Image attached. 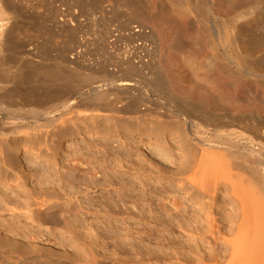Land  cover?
<instances>
[{"label": "bare ground", "instance_id": "bare-ground-1", "mask_svg": "<svg viewBox=\"0 0 264 264\" xmlns=\"http://www.w3.org/2000/svg\"><path fill=\"white\" fill-rule=\"evenodd\" d=\"M185 1L188 2V5L190 1H192L190 4L193 3L194 5H198L195 0ZM235 1L237 2V0H233L231 3L233 4ZM11 3L9 0H0V46H3L4 51H7L5 54L4 51L0 50V181H2V183L9 184L13 181H17L19 183L21 180L29 181L31 179L35 190L33 188H27V191L23 190V192L29 191V196L32 192H35L38 196L35 198L36 200L34 203L36 206L34 208H30L29 206H19L16 204H7L8 200H6V198L8 197H6V189H3L4 186H0V264H81L80 261L83 260L85 262L86 259L88 260L87 264L88 262L89 264H108L105 261V258L107 257L104 255L106 254L96 253L93 251L94 248H92L93 250L89 249L88 254L85 253L79 257L76 255L78 258L75 257L76 259H71L65 257V254L63 255L61 252L55 253L54 251L44 247V245L51 243L62 244L61 241H63L64 238L66 240L68 239V237H66L67 234H62L65 235L64 237H61L60 234V236L57 235V232L63 231V229L60 227H51L61 223L60 218L58 217L59 209H54L50 205V198H46V195L49 193L51 195L52 193H55V197L56 194H60L56 187H54L56 190L54 191L53 186L62 180L60 178L63 177L64 179L65 173L62 177L60 175L56 176V174L60 173L55 172L56 174H54V172H52L53 167H50L47 163V165H39L38 162L40 163V161L38 160H40V158H38V156H43L42 154H45L42 150H40V153L37 156H34V154L33 158L31 157L32 159H28L27 156L32 154L30 146H38V148H40L39 146L42 144L43 146L41 147L46 149L47 153L45 155L47 156L48 151L51 152V150L54 149L53 142L54 140L56 142V138L54 137H57L62 132L69 131L70 127H73L72 123L75 124L76 122L74 119H81V121H85L87 120V117H92L95 121L108 120L107 122H100L101 125L97 124L99 122L96 123L94 121V130L92 129L93 133L99 134V132L104 129L107 133L112 131L115 127L117 128V124L115 125L114 119H120V113H131V115L135 114L132 116L130 115L131 118H137L139 119V122L137 123L143 124L146 120H154V122H156L155 120H157L158 116H156V119H150V116L154 114H152V112H157L160 116L166 113L162 112V110H156L158 108H162L164 111H166L165 109L167 108L168 111L173 112V114L175 113L176 115L174 116H176L177 119L179 118L178 121L181 120L178 128L182 131L186 130L185 132H187L190 136L189 138L185 136L188 138V140L185 141V150L183 151V156L185 155V157L182 159V162L180 160L181 165L178 167L179 169L177 172L180 171L182 174H186V177H183L184 185L187 184V186L191 188L190 190H193V196H195L194 200L196 198L195 202L199 204V207L196 208L199 209H196L197 211L194 213L186 214L187 212L185 213V210L180 213L181 209L178 205L174 204L176 206L174 207L177 209V214L175 215L177 220L174 224H171V228L172 230H176L178 235H176V237H173L174 235H172V237H167L165 235V231H167V229L162 228L164 233L163 230H160L162 235H160V233V237L158 236L159 238L156 239L154 249L149 248V250H151H147L146 252L152 255L155 254L158 257L157 260L160 261L161 264H264V112L263 114L260 113L264 110V91H262L261 88L263 87L262 83H260L257 79L255 81L256 85L258 87L260 86L261 89H257L252 103H249L248 98L246 97V87L248 83L246 82V77L248 76L244 75V65H246L245 63H249L248 61L246 62V57L245 60H243V57L240 58H243L242 60H236L237 58L239 59V56H236L233 64L230 59L216 57L217 60H215L216 58L214 59L216 61H214L215 65H212L211 63L206 65L205 68H207V70L211 71L213 69L222 74L225 79L223 82L226 81L227 83H225L228 84L227 88L225 83L223 84L222 81H216L218 84L222 82L221 84L225 86V88L223 85H221L222 87L217 88L220 85L216 87V84H212L211 81L214 79H212V77L211 80L209 79V71L206 72V74H202L203 76L199 75L201 77H197L198 75H194L195 77H192L190 75L191 73L197 74L193 70H196L198 65L196 66L194 65L195 63L188 61L186 59L188 57L186 56V58H184V55L181 56V53L183 52L184 54L185 52L187 55L189 54L188 51L191 53L195 50L196 46L193 47L186 44L171 46L170 49L178 51L179 56L177 60H171V72L174 73L180 81H182L183 89H201L205 94L204 95L202 91L200 92L204 95V99L201 100L192 99L186 95H175L170 90L169 83L161 68L156 65V52L160 49V47H157L156 45L134 46V52L143 53V55L141 54L136 57L130 56L129 53L131 48L119 50L121 52V57H117L116 55H112L107 52L106 55L109 59H117V69L115 70L114 68L113 71H110L105 64L99 75L94 73L85 74L84 72L73 73L71 71L64 70L65 67H63V65H61L63 70H56L52 67H48L46 64V67L39 66L41 64H37L38 67L36 66L34 69L41 73L34 74L36 70H34L31 65L29 67L30 62L27 61L28 64H26L27 62L24 63L21 60L19 63H16L13 59H11L14 48L17 51L15 45H13L14 34L19 32L20 27L17 26L15 21H11V19L14 18V15L9 11L11 9L13 10V3ZM262 8H264L263 4H259V2L254 1L250 2L247 6L240 9L238 13L234 15V18L238 19L246 17L254 12L255 9ZM232 23L230 33L222 35L221 32L216 30V42L233 43L234 41L237 48L244 52V45H242L240 38L242 35L240 30L241 27ZM222 26L224 25L222 24L221 27ZM223 28V33H225L226 31H224ZM214 41L215 40L211 37L208 39V43L210 44L209 48H211V50H215V47L212 46L216 43ZM253 41L256 40H252V42ZM235 47L236 46H234V48H228L227 51H231L230 54L237 53V49L234 51ZM101 48L102 47L99 49ZM215 52L217 51L215 50ZM219 53L221 52L219 51ZM217 54L218 52L216 53V56ZM15 55L16 54H14L13 57ZM233 56L235 57V54H233ZM14 59L16 60L18 58ZM146 62H151L150 67L147 66ZM250 65L254 67L251 63ZM247 66L248 64L246 65V68L248 69ZM25 68H28V70H25ZM30 68H32L31 70H34V73L30 70ZM260 70L261 67L258 72ZM183 72H185V75H183ZM260 76H262V74ZM248 79L250 82L255 83L254 79H252L253 81L250 80V78ZM131 89L136 92L132 93L130 96L131 98L128 96V98L126 97L125 99L124 94L126 92H130ZM152 104L155 106L156 111L153 109L154 106H152ZM249 105H253V110L251 108V111H248V113L245 110H248L247 107ZM259 109L261 111H257ZM116 114H120V117ZM130 116L128 115V118H130ZM92 118L90 119L92 120ZM78 120L77 122L79 123ZM158 120L157 122H159ZM90 123L92 124L91 121ZM81 130L77 131L78 135H80L79 133H81ZM128 131L130 130H126L125 132ZM52 138H54V140ZM90 140L95 143V141H92V138ZM106 143L108 144H105L102 149V153L104 152L103 156H109V159H106V163L109 166H118V169L116 167V170L112 169V173H114L113 170L116 172L120 171L117 173H120L118 174V177H121L118 178L116 172V174H112L110 172L111 170L109 171L111 167L109 168V166L106 165V167L108 166L109 168H107V171H109L110 174H105L107 180H105V183L103 181V183L106 184L108 182L107 184L110 185L112 180L115 178H118L119 181L122 180V182H125L126 186L129 188H126L125 191L122 190V187L119 186V184L114 186L115 195L117 197V199H115L117 201L115 202V199H112L117 206L122 204L121 206L125 208L126 204H135V200L140 198L139 196H137V199L134 198L135 194L133 192L136 188L134 189L132 184L136 182H134L136 179H134V177V180L132 178H125V176L129 174L135 176L136 170L133 168V171H129V168L132 166H124L123 168L127 167L128 169H122L123 165L121 164L120 166L119 164L121 162H118V157L122 154L120 153L121 155L119 156L117 154L121 152L120 150L123 147H120V145L114 146V143L112 144V142L110 143L112 145H110L107 141ZM134 144L132 145L133 147L131 146L132 148H127L128 146L126 147V154L130 153L131 155V151L136 152L135 155L138 156L136 157L138 161H136L138 163L140 161L138 166H144L143 168L140 167V169H145L146 172V166L144 165L146 164L145 162L150 160L149 162L147 161L148 165H150L153 164V161L150 159V156H148V152L140 149L139 144H142L140 140ZM34 148L35 147H33V150ZM182 149H184V147ZM95 150L96 149L94 147V151ZM123 152L125 153L124 149ZM149 152L155 159L166 162V160H164L157 152L152 150H149ZM114 156H117V159L114 158ZM104 157L100 158L101 162H103L102 160ZM95 159L97 160V158ZM29 161H31V164H34V169L38 170V177L37 175L34 177V173H31L30 169L27 168ZM81 161L79 162L81 163ZM101 162L99 163L98 160L99 164H101ZM91 163L94 162L91 160ZM91 163L90 166L92 165ZM111 163L112 165H110ZM87 164L89 165L88 162ZM102 164L104 165L105 163ZM119 166L121 168H119ZM138 166L136 168H139ZM72 167L73 170H77L78 166L75 167L72 165L71 170ZM93 167L91 168L93 169ZM85 170L87 171V168ZM138 170L139 169H137V171ZM77 171L78 173L80 172L78 174L80 176H86L87 172H89L88 174L90 175V170L87 172H81L82 169L79 171L78 168ZM143 172L140 173L139 176L143 175L142 177H146L147 173ZM32 174L34 176H32ZM94 174L95 173L91 175L92 178L90 176H86L89 180L85 176L80 179L79 177H76L78 179V184L80 181V183H84L86 186H89V184L90 186H93L91 183H94L95 186L97 184L100 185L99 182H96V179L93 178ZM171 174L174 175V173ZM110 175L112 176L111 178ZM113 175H116V177L114 178ZM54 177H59L58 179H55L56 181L59 180V182L54 184ZM67 177H70L69 174ZM14 178H18V180H15ZM71 178L72 176L69 179L71 180ZM67 179L68 178L64 180L70 181ZM81 179L86 180L87 182H82ZM88 181H91V183L88 184ZM45 183L49 186H46ZM100 183L102 184L101 181ZM16 185L18 186L19 184ZM50 186H52L53 192ZM107 188L108 187H106V189ZM186 188L187 187L185 186V189ZM74 189L77 191V188ZM99 189H102V187ZM145 190L148 191L147 188ZM146 191L144 192L145 196L147 194ZM218 192L222 193L224 197L229 196L227 198L228 201L217 200L215 195ZM75 194L76 193H74V195ZM60 195L62 197V194ZM108 195H110V193ZM41 196L42 199H40ZM63 196L65 195L63 194ZM191 196L192 195H190V197ZM70 197L71 196H69V198ZM77 197L79 198L78 200H80V195ZM83 197H81V202L78 201L80 205L81 203L85 204L86 199H82ZM144 197H142L143 203L142 201L137 202L142 204V208L146 212H151V204H148V200H144L146 199V197ZM205 198H207V200H205ZM82 200H84V202ZM87 202L88 201H86V203ZM100 203L101 202H99V204ZM177 204H179V202ZM223 204H232L235 211L233 213L226 212L220 207V205L222 206ZM161 206L162 205L160 204V207ZM215 207H217V210ZM164 212L166 213L167 209H165ZM6 213L11 214L12 216L14 214L21 216L24 215V222H30V228L27 227V231L24 230L28 224H22L23 221L21 219L16 220L15 218L18 216L14 217L15 215L13 216L14 220H12V218L3 220L1 216L6 215ZM86 213H88V211ZM86 213L84 214L86 215ZM180 214L183 216V219L178 218ZM11 215L10 217H12ZM81 215H83V213ZM78 217V221H80V216ZM83 219L84 218H82L81 222ZM18 221L21 224L19 225L21 226L19 228H17V223H19ZM78 221L75 220L74 222L76 223ZM74 222L72 221L69 225H66L67 229H71L70 227L72 226L74 227ZM83 222H85V220ZM91 222L92 221H90V223ZM76 224V226H78L79 223ZM9 225L10 229H8V231H12L3 233L2 229L4 227H8ZM38 227L40 228L38 229ZM41 227H44L45 229L42 228L41 230ZM14 228L20 229L21 233L18 232L19 230ZM89 229L90 231L87 230L88 232H86L85 235L88 234L91 237L96 236L97 232L94 233V230H92L94 228ZM40 230L43 233H41ZM172 230L171 232H174ZM196 233H198V235L201 233H208L209 235L203 237L199 236L201 237L199 238ZM128 236L129 234H125L124 237L129 239L127 242L133 244L135 241L134 236L131 238H128ZM209 236H211V239L208 240L207 238ZM140 238L143 239L141 235L136 237V239ZM198 239H200V242ZM150 240L151 239H149V241ZM122 243H124V241ZM149 258L151 257L149 256ZM109 264H111V261Z\"/></svg>", "mask_w": 264, "mask_h": 264}, {"label": "rangeland", "instance_id": "rangeland-1", "mask_svg": "<svg viewBox=\"0 0 264 264\" xmlns=\"http://www.w3.org/2000/svg\"><path fill=\"white\" fill-rule=\"evenodd\" d=\"M9 1L10 3L11 2L13 3V4L11 3L13 6V10L12 9L9 10L11 14L14 15V18L11 19V21H15L17 23V26L18 27L20 26L19 32L14 34L13 45H15L17 51L14 48L11 55L12 57L11 59H13L16 63H19L21 60L24 63L28 61L30 62L29 67L31 65L33 69L37 66V64L38 65L41 64L39 66L46 67L47 65L48 67H52L56 70L57 69L63 70L61 66L63 65V67H65L64 70L71 71L73 73L84 72L85 74L94 73L96 75H99L101 73V70L104 68L103 66L105 64L107 65V68L110 69V71H113L114 68L115 70L117 69V65H116L117 59H112V58L109 59L108 56L106 55L107 52L111 53L112 55H116L117 57H121L120 54L121 52L119 50L125 48H131V51L129 53L130 56L136 57L141 54L143 55V53L134 52L133 51L134 46L156 45L157 47H160L159 51L156 52L157 55L156 65H158V67L161 68L164 76L166 77L169 83L170 90L175 95H186L189 98L201 100L204 99L203 96L205 95L201 89L200 90L199 89L196 90L195 88H193L192 90L189 88L183 89L182 81H180L176 77V75L172 73L170 70L171 60L172 59L177 60V58L179 57L178 51H174L170 49V47L173 45L186 44L193 47L196 46L195 50H193L191 53L190 51H188L189 54L187 55L185 54V52L184 54L182 52L181 53L182 55L179 52L181 56L184 55V58H186L187 56L189 58V59L186 58L188 61L195 63L194 65L196 66L198 65L196 70H193L197 74L191 73L190 75L192 77H195L197 75H198L197 77H201L199 75L206 74V72L209 71L207 70V68H205L206 65L209 63L215 65L216 62L215 60H217L218 57L219 58L224 57L226 59H230L232 64L235 62L236 56H239V59L237 58L236 60H242L243 58H244L243 60H245L246 57V62L248 61L249 63H245L246 65L248 64L247 66L248 69L246 68V65H244L245 66L244 75L248 76L245 77L247 80L246 82H248L246 87L247 88L246 97L248 98L249 103H252L253 97L257 92V89L262 88V91H264L263 88L264 87V83H263L264 82L263 80L264 79V74H263L264 73V43L263 42L264 41H262L264 40V8L255 9L254 12H252L250 15L246 17L238 18V19L234 18V15H236L240 9L247 6V4H249L250 2L253 1L259 2V4L264 5V0H240V1L237 0V2L235 1L233 2V4L231 3V1L233 0H195L198 5H194L193 3L190 4V2L192 1H190L188 5V2L185 0L183 1L182 0L180 1L179 0H173V1L172 0H9ZM205 18L207 19V22ZM232 21L236 26L241 27L240 30L242 35L240 38L242 41V45H244L243 46L244 52L241 51L239 48H237V45L234 41H233L234 44L230 42H229L230 44L225 42H216V32L219 31L221 32L222 35L226 33H230V30L232 29L231 28ZM222 24L224 26L221 27ZM222 28L224 29V31H226L225 33H223ZM210 37L213 40H215L214 42L218 44L217 45L215 43L214 45H212L215 47L214 49L218 52L217 56H216L217 52L209 48L210 44L208 43V39H210ZM252 40H256V41L252 42ZM234 46H236L234 51H236L237 49L236 51L237 53H233L235 54V57L233 56V54H230L231 51H227L228 48L231 47L234 48ZM98 47L99 48L102 47V48L99 49ZM197 47L198 48L202 47V48L198 49ZM27 48L29 52L27 51ZM3 49H4L3 46H0V50L4 51ZM219 51L221 53H219ZM4 53L6 54L7 51H4ZM14 54H16L15 55L16 57L15 56L13 57ZM190 57L192 58V60ZM241 57L243 58L240 59ZM14 58H18L20 60L16 59L17 60L16 61ZM28 62L26 64H28ZM146 63L147 66L150 67L151 62H146ZM250 63L254 67H252ZM257 67L259 68L261 67V70L259 72H258L259 68ZM32 68H30V70ZM25 70H28V68H25ZM34 70L31 71L34 73ZM211 71L214 73H212ZM211 71H209L208 73L210 75L209 79L211 80V77L212 79H214L211 81L212 84L213 83L216 84L215 85L216 87L220 85L217 88L222 87L221 85H223L226 82V81L223 82V80H225L224 76H222V74L216 72L213 69ZM36 73L40 74L41 72L36 70L34 74ZM261 74L262 76H260ZM183 75H185V72H183ZM248 78H250V80L254 79V82L258 79V81L262 83L263 87L261 88L260 86L258 87L256 85V82L255 83L250 82ZM216 81L218 82L222 81L223 84H221L222 82L218 84ZM226 83L225 85L228 88V84ZM223 87L225 88L224 85ZM201 91L204 95L200 93ZM133 92L135 93L136 91L131 89L130 92H126L124 94L125 99L126 97L128 98V96L129 98H131L130 96L132 95ZM152 106L154 105L152 104ZM252 107L253 105L252 106L249 105L247 107L248 110L246 109L245 111L250 112ZM153 109L155 110V106ZM156 110L158 111L162 110V112L164 113L166 112V113L165 114L163 113L164 115L160 116L159 114H157V112L156 113L152 112V114L153 113L154 114L150 116V119L151 118L156 119L157 118L156 116H158L159 120L158 118L157 120L159 122H157V120H155L156 122H154V120H146L143 124L137 123L139 122V119L131 118V116L135 114L131 115V113H127V114L120 113L121 117L120 114H116L117 116L119 115L120 119L119 118L117 120L114 119L115 125L117 124V128L115 127L116 129L114 128L112 129V131H109L110 133L109 132L106 133L105 129L101 130L99 134L93 133L92 129L94 130L95 119H93L92 117H87V120L85 121H81V119L80 120L74 119L76 121V122L74 121L76 125L72 123L73 127H70L69 131L62 132L60 135L57 136L58 138L54 136H50L56 138V142L54 138H52L54 140L53 142L54 149H52L53 151L51 150L52 153L48 151L47 156L45 155L47 153L46 149L44 147L43 148L41 147L43 146L42 144H40L39 146L40 148H38V146H30L32 154H29L27 158L32 159L34 154H35L34 156H37L40 153V150L44 151L45 154L41 153L43 156H38V158H40V160H38L40 161V163L38 162V164L50 165V167H53L52 172H54V174H56L57 172L60 173V174H56V176L60 175L62 177L65 173L64 179L68 178L67 180H70L69 178L71 176L72 178L73 177L74 178L79 177V179L83 178L85 176L83 175V173H82L83 176L78 175L80 173V172L78 173L77 171L79 168V171L82 169L81 172H87L90 170V175L88 174L89 172H87L86 174V176L88 177L89 176L91 177V175L95 173L94 176L97 175L96 176L97 178L94 176L93 178L96 179V182H99L100 185L103 184L102 186L98 184L95 186L94 183L88 181V184L91 183V185L93 184V186H90V184L89 186H86L84 183H80V181L78 184L77 178H76L77 180L74 178L72 180L71 178L70 181H66L62 177L60 178L62 180L59 182V180L56 181L55 179L56 178L58 179L60 176L56 178L54 177L55 180L54 184L56 182H59L60 184L56 183V185L53 186V189L54 191H56L54 188L56 187V189L60 192V194H62V197L59 194V192L58 194L60 196L56 194L55 197V193L54 194L52 193L53 192L52 186H50L52 190L51 192L52 195L49 193L48 195H46V198H50L49 201L51 202L50 205L54 209L56 210L59 209L58 217L60 218L61 223L56 224L55 226L53 225L51 227L54 228L60 227L61 229H63L64 232L59 231L57 232V235L58 236L61 235V237L62 236L64 237L67 234L66 237H68V239L66 240L64 238L63 241H61L62 244H58V243L46 244L44 245L46 249H50L55 253L61 252L63 255L65 254V257L76 259L75 257L82 256L85 253L88 254L89 249L93 250L92 248H94L93 251H95L96 253L106 254L104 256L107 257L105 258V261L108 264L110 263V261L111 264H140V263L161 264L160 261L157 260L158 257L155 254L152 255L147 253L146 251L147 250L150 251L151 249H154V243H156V239L160 237L159 236L160 233H161L160 235H162V232L160 231L163 230L162 228L167 229V231H165V235L167 237H172V235H174L173 237H176V235H178L177 231L172 230L171 228L172 226L171 224L172 223L174 224V222L177 220V218H175V215L177 214V209L175 208L176 206L174 204L179 206V208L181 209L180 213H182V211L185 210V213L187 212L186 214L194 213L195 211H197L199 208L197 209L196 207H199V204L195 202L196 198L194 200L195 196H193L194 195L192 192L193 190H190L191 188H189L187 184L184 185L183 177H186V174H182L180 171H179L180 173L177 172V170L179 169L178 167L181 165L182 159L185 157V155L183 156V151L185 150V144H186L185 141L188 140L190 136L189 134H187V132H185L186 130L182 131L180 130V128H178L180 126L179 124L181 120L178 121L179 118L177 119L176 116H174L176 115L175 113L173 114V112L168 111L167 108L165 109L166 111H164V109L162 108H158ZM257 111H261V110L259 109ZM263 112L264 110H262L260 113L263 114ZM128 115L129 116L131 115L130 118H128ZM90 118H92V120ZM77 120L79 121L80 124L77 122ZM90 121L92 122V124L90 123ZM103 121L107 122L108 120H103ZM103 121L96 120L95 122L96 123L99 122L97 124L101 125ZM84 126L86 127L89 126V127L86 128ZM146 126L147 127L150 126V127L147 128ZM81 128L83 131L81 130ZM80 130L81 133H79L80 135H78L77 131ZM126 130H130V131L125 132ZM185 136H187L188 138ZM89 137L90 139L92 138V141H95V143L97 144L91 142ZM139 140L140 142H142V144H139L140 149L148 152V156H150V159L153 161L152 162L153 164L150 165H148V162L150 160L149 161L147 160L148 162L147 161L145 162L146 164L144 165L146 166L145 167L146 172L145 169H140V167L142 166L140 167L138 166L140 161L139 163L137 162L138 160L136 157L138 156L135 155L136 152L131 151V155L130 153L126 154L127 153L126 149L132 148L133 147L132 145L136 142H139ZM106 141L109 142V144L111 142L112 144L114 143L113 144L114 146L120 145V147H123L120 150L121 152L117 154L118 156L122 154L120 157H118L119 158L118 162L121 163L120 164L118 162L117 163L120 166L121 164L123 165L122 169L125 168L128 169L127 167L132 166L131 168H129L130 169L129 171H133L132 169L134 168V170H136V175H138V176L136 175L133 176L129 174L125 176V178L127 177L128 179L131 178L133 179V177L134 179H136V180L133 179L134 182L135 181L136 182L132 184L134 189L136 188L133 192L135 194L134 198L137 199V196L140 197L137 200H135L136 202L135 204H126L125 208L121 206L122 204H119L118 207L114 203V200L112 201V199L115 198L117 199L114 191V186H117L119 184V186L122 187V190H125L126 188L128 189L129 187L126 186L124 181L123 182L122 180H120L121 182L119 181L118 178L121 176L118 177V174L120 173L117 172L120 171L117 172L115 171L116 168L118 169V166L116 165L113 166L112 163L110 164L112 166H109L106 163L107 162L106 159H109V156L107 157L104 155L105 156L104 157L103 156L104 152L102 153V149L104 145L108 144L106 143ZM33 147H35L34 150ZM94 147L97 151L96 150L94 151ZM183 147L184 149H182ZM123 149L125 153L123 152ZM149 150L157 152L160 156H162L164 160H166V162H162L155 159L152 156V154L149 152ZM49 152L51 156L49 155ZM103 157L105 160L101 159L103 161L101 162L100 158ZM95 158H97V160ZM114 158L117 159V156H114ZM75 159H77L78 161ZM90 159L94 163H91ZM98 160L99 163L101 162V164L102 163L105 164L104 165L102 164L103 165L102 166L101 164L98 163ZM79 161H81L82 164ZM30 162L31 161L28 162L27 168L30 169L31 173H34L35 176L33 174L32 176L36 177V175L39 174L38 170H35L33 167L34 164H31ZM87 162L89 163V165L87 164ZM90 163L92 164L91 166ZM68 165L71 166L74 165L75 167L78 166L77 170L75 168H74L75 170H73V167L71 170V166ZM106 165H108L109 168L110 167L111 168L109 169L108 166L106 167ZM120 166L119 168H121ZM124 166L127 167L123 168ZM137 166L139 168H136ZM83 167H84V171H83ZM91 167H93V169ZM86 168L87 171L85 170ZM107 168L109 169V171L111 170L110 171L111 173H112V169H115L113 170L114 173L112 174L117 173L116 175L118 177L116 179L115 178L116 175H113L115 179L112 178L114 180H112V183L110 185L107 184L108 183L107 181H106L107 183L104 184L105 180H107L105 174L107 173L110 174V172L107 171L108 170ZM91 169L93 172L91 171ZM137 169H139L138 171L141 172H138ZM142 172L147 173V176L146 177H142L143 175L139 176V174ZM171 173H174V175ZM68 174L70 177H67ZM111 175L110 178L112 177ZM88 177L86 178L88 179ZM15 180H18V178H16ZM81 181L83 182L86 180L81 179ZM100 181L102 182V184L100 183ZM16 184L19 185L17 186ZM0 186H4L3 189L4 188L6 189V197H8L6 198V200H8L7 204L29 206L30 208H34L36 206L34 202L36 200L35 199L36 196L38 195H36L35 192H32V194L29 196L28 194L29 191L23 192V190H26L27 188H31V189L33 188L31 179L29 181L21 180L19 181V183L17 181H13L9 184H5L2 183V181H0ZM46 186L49 185L46 184ZM185 186L188 188V190L187 188L185 189ZM71 187L73 189L77 188L78 192L75 191L76 189H74L73 191ZM101 187L102 189H99ZM106 187H108L109 189L107 188L108 189L107 190ZM144 188L145 189L147 188L148 191H146ZM106 190L109 192H107ZM85 191L88 192L89 194L86 193ZM111 191L114 193H112ZM145 191L147 192L146 196L144 193ZM71 192L72 193L74 192L76 194L74 195V193L72 194ZM107 193L108 194L110 193V195H108ZM63 194L65 196H63ZM78 195H80V200L81 197H83L84 195L82 199L84 200L86 199L85 204L81 203L80 205V203L78 202L80 201L78 200L79 199L77 197ZM111 195L115 197H112ZM190 195L192 196L190 197ZM69 196L71 197L69 198ZM144 196L146 197V199L144 200L146 201L148 200L147 203L151 204V208H150L152 209L151 212L149 211L146 212L142 208L143 206L140 202L142 201L143 203L142 197ZM228 197L229 196L224 197V195L219 192L216 193L215 195V198H217V200L228 201L227 199ZM40 199H42V196ZM97 199H99L100 201ZM116 199L115 202L117 201ZM84 200L82 201L84 202ZM205 200H207V198H205ZM86 201L88 202L86 203ZM99 202H101L102 204L101 203L99 204ZM178 202L180 205L177 204ZM159 203L162 205L161 206L162 208L160 207ZM220 207L224 209L226 212L233 213L235 211V208L233 207L232 204H223L222 206L220 205ZM165 209H167L166 212L167 214L164 212ZM215 209L217 210V207H215ZM87 211L88 213H86ZM80 213L81 214L83 213V215H81ZM84 213H86V215ZM10 215L11 214L6 213V215H3L1 217L3 218V220L10 218L14 220L13 218L18 216L17 218H15L16 220L21 219L23 221L22 223V221L20 220L22 224H26V225L28 224L27 226L25 225L26 228H24V230L27 231V227L30 228L29 227L30 222L28 221L24 222V218H23L24 215L21 216L14 214L15 215V216L13 215L14 217L12 215H11L12 217H10ZM78 216H80L81 220L82 218H84L83 221L85 220V222L82 221L84 224L81 222V220L78 221L79 220ZM121 216H125V217H121ZM178 218L183 219V216H181L180 214ZM75 220L78 221L76 223L80 224L81 222V224L80 225L78 224V226H76L77 224L74 222ZM70 221L71 222L73 221L75 226L70 227L71 229H67L66 225H69L71 223ZM90 221L92 222L90 223ZM19 225H21L20 222L17 223L18 227L17 226L16 227L17 228L21 227ZM17 228L14 229L19 230L18 232L21 233L20 229ZM39 228L40 227H38V229ZM42 228L45 229L44 227H41V230ZM89 228L91 229L94 228L92 230H94V233L97 232L96 236L91 237L88 234L85 235V233L88 232L87 230L90 231ZM8 229H10V225L6 228L4 227L2 229V232L7 233ZM171 230L174 232H171ZM10 231L12 230H9L8 232ZM75 233L78 235H76ZM125 234L126 235L129 234L128 238L134 236L135 241L133 242V244L127 242V240L129 241V239L124 237ZM196 234L198 237L209 235L208 233H201V234L199 233L200 235H198V233ZM140 235L143 238V239L140 238L141 241L140 239H136V237ZM147 237L151 240L149 241ZM207 239L208 240L211 239V236H209ZM198 240L200 242V239ZM67 241L70 243H68ZM123 241L124 243H122ZM143 241H147V242H143ZM149 248L151 249L149 250ZM149 256L151 258H149ZM87 261H88L87 259L85 260V262L81 260L80 263L87 264Z\"/></svg>", "mask_w": 264, "mask_h": 264}]
</instances>
